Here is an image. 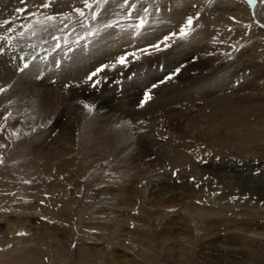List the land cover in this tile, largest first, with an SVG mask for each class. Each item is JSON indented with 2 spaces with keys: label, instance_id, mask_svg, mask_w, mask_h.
Here are the masks:
<instances>
[{
  "label": "rangeland",
  "instance_id": "374dc122",
  "mask_svg": "<svg viewBox=\"0 0 264 264\" xmlns=\"http://www.w3.org/2000/svg\"><path fill=\"white\" fill-rule=\"evenodd\" d=\"M168 1L172 0H129V4H136L135 8L130 9L128 6L120 7L124 4V0H108L97 20L93 21L90 15L89 18H82L73 12L74 8L82 7V0H54L48 9H39L43 0H0V22L17 17L15 20L17 26L30 22L27 12L23 14L16 12V9L20 7H26L29 11L39 10L49 15L71 13V18L68 20L52 22L56 26L49 28L47 32L40 31L39 26H35L37 31L35 37L26 33L25 38L14 41L19 49L0 55V65L11 61L10 58L17 55L16 52L20 54L22 48L35 45L33 47L35 54L40 50L44 53L41 58L44 60L41 68L45 70L43 73L46 78L40 84L47 87L48 91H46L49 94L52 93L49 87L54 88L61 95L64 93V88L73 87L75 84L76 86L87 85L92 89L95 88L93 86L95 81L106 85L105 89L98 93L97 98H92L94 101L83 102L80 106L74 105L70 113L74 118L71 115V120L68 121L64 116L65 118L60 119L62 122L56 120L61 107H57L54 113L52 100L47 99L41 104L31 106V108L37 107L38 112L36 117L28 120L26 115H23L25 108L19 104L20 102L6 96L3 100L0 98V125H4L3 129H0V144L5 145L0 147V156L4 158V163L0 164V264H58V262L63 264H179L178 261H172L167 253L169 247L182 245L181 249H184L183 251L187 254V260L190 256L188 253H191L190 264H264V28L260 26L264 23H260L249 11V14L247 11H238V14L235 11H224L221 9V0H192L188 4L180 3L177 7H181L178 12L181 16L176 17L169 10L162 12L160 4ZM226 1L234 4L237 2L238 5L244 4L242 7L247 6L249 9L253 6L248 3V0H223L224 3ZM261 3L264 4V0H261ZM145 8L147 13L144 11ZM262 9L264 11V6ZM85 12L88 13V10L85 9ZM188 16L194 17L191 26H186ZM141 18L145 23L143 28L137 30L136 26L140 24ZM40 19L43 17L41 16ZM177 20L179 24L176 25ZM112 21H116L117 26L101 31L99 36L91 38L88 36V32L100 29L102 24ZM64 24H68V28L65 29ZM9 26L0 28V34ZM182 26H186L185 30L188 32L186 37L179 35ZM171 33L176 35L172 36ZM54 36L60 37V40L53 39ZM165 36H169L167 43L170 47L163 49V43H161L163 50L159 52L149 47L163 42ZM65 39L68 40V44H64ZM57 42L61 44L59 49L55 48ZM183 43L188 44V49L178 58L174 56L170 60L171 51L177 45L181 48ZM146 47L150 55H142L139 51ZM69 48L72 50L69 51ZM245 49L247 55L243 59L239 58V54ZM130 52H135L140 59L137 60L129 55L127 66L116 64L121 55ZM3 59L5 61L2 63ZM236 59H239L238 64L241 69L238 77L240 84L241 78L248 82L246 86L238 84L234 86L236 89H227V94H232L234 97L233 106H227L228 102L221 104L212 102L203 106L201 101L189 97H177V101L168 105H162L161 101L160 106L163 107L159 111L164 124L165 114L168 113L167 107H175L174 112L179 116L176 126L166 131L172 135L163 137V140L158 138L159 143L155 144V149L151 153L148 152L149 154L145 153V157H142V152L132 142L129 156L125 153L119 157V159H130L129 161L132 165L135 164V167L149 165L159 174L166 176L168 179L166 189L180 192L181 198L194 209H197L199 199L209 205L207 208L213 207L211 204H217L222 200L217 197L223 195L222 191L226 193L229 189H233L228 181L225 182V179H229L228 176L225 179L223 177L222 180L218 177L221 171L223 174L230 172L231 169L227 167L226 161L249 164L255 169L249 170L252 179L242 185L244 193L238 195V199L235 198L237 202L233 206L230 207L227 204L225 208L224 212L231 213V216L233 214L232 217L236 220L230 218V222L225 221L223 225L217 222L218 219L211 218L210 222L208 218H203L200 221L206 230L202 234L207 235V238L190 231H186L185 235H178V238L174 237L176 231L183 233L185 229L180 228L182 221L168 213L172 209L175 210L174 206L182 201L181 198L170 193L163 198L157 192V187L160 185L149 186L144 193L136 191L137 188L129 183L116 187L115 184L122 177L121 169L116 165L119 163L116 160L117 150H113L111 146L103 149L105 143L103 139L97 144L100 128L95 120L96 113H89L84 108V104H97L111 97L110 108L103 110L108 109L107 113L115 116L124 110H121L125 102L123 96L130 86L141 84L137 86L140 91L150 90V103L144 102L150 105L154 99L168 93V90L162 87L163 83H156L161 80L159 77L162 76L165 79L180 68V72L171 80V84L176 87L190 83L202 75L218 73L221 63L234 62L237 61ZM159 63H162L163 70L158 73L156 71L161 68ZM113 64H116V67L113 68ZM103 65L107 67L103 68L91 81L88 80L89 75ZM148 72H154V75H149ZM4 73L5 70L0 67V87L2 80L5 81ZM59 73L64 75L61 82L57 83L55 76ZM236 81L238 80L235 79L234 82ZM154 84L157 87L152 88ZM37 91H40L39 88ZM217 92L219 98L224 100L226 91ZM3 94L5 92L0 93V95ZM11 100L12 103H9ZM192 109L199 110L192 114V117L184 116L190 112L193 113ZM201 109L206 111H200ZM152 112L150 109L147 110L145 117L137 119L138 123L144 124V127L152 125L149 115ZM8 113L11 115L9 116ZM128 123L131 124L127 122L123 126H127ZM185 123L194 127L186 130ZM213 126L217 128H213L210 132ZM144 131L148 132V130H142L138 138L134 137L136 138L134 140L140 141L142 145L146 143L143 140ZM131 133L132 136L137 135L135 132ZM119 135L110 134V140L114 141V148L122 142ZM166 144L167 147H165ZM170 144L176 148L172 149L169 147ZM163 145L165 151L162 150ZM160 146L161 150L158 148ZM98 148L102 149L98 150ZM16 154L19 157H16ZM25 169H30L29 171L35 169V171L31 175H24ZM150 188H154V191ZM142 189H144L143 186ZM96 193L126 194L124 195L125 204L132 203V207H138L139 210L147 208L145 214L140 217L138 213L129 212L131 218L135 219L137 216L142 222L152 226L149 228L151 232L148 233L145 244H141L133 234L127 231L125 234L112 233L113 236L108 235V231L100 230L98 225L102 224L103 219L96 214L105 216L106 213L102 214L101 207L97 204L99 198L93 196ZM189 200L192 202L188 203ZM254 204L258 206L254 207ZM221 205H224V202ZM32 206L35 208L33 214L30 213L33 211ZM152 212L160 214L158 221L151 216ZM234 213L237 215L234 216ZM244 214L248 219L244 218ZM191 216L200 218L199 214H191ZM117 219L119 224H125L122 223L125 218ZM243 220L246 229L256 232L259 240H254L257 242L250 243L239 237L250 236L247 232L237 237L226 238L231 235L228 223L234 224L233 222ZM109 223L112 222L109 221ZM124 226L125 230L130 228L129 225ZM117 235L120 239L116 238ZM186 236L191 238L190 240L195 236L198 238L196 237L190 246L187 245L188 240L183 241ZM215 236L220 237L218 241L222 242L225 248L229 246L232 249L225 251V248L214 245H209V248L206 245L204 247L203 242L216 240ZM260 242L262 244H259ZM139 243L141 247L147 248L148 255L140 256ZM241 245L257 250L256 256L251 255L249 251L243 254L239 248L242 247ZM185 246L191 248L186 249ZM84 253H88L87 257L95 260H85L80 255ZM62 258L65 259L62 261Z\"/></svg>",
  "mask_w": 264,
  "mask_h": 264
},
{
  "label": "bare ground",
  "instance_id": "6f19581e",
  "mask_svg": "<svg viewBox=\"0 0 264 264\" xmlns=\"http://www.w3.org/2000/svg\"><path fill=\"white\" fill-rule=\"evenodd\" d=\"M191 1L192 0H172V1H168L166 3H161L160 7H161V10H162L163 13L166 12L167 10H169L171 12V14H173V16L180 17L181 15L178 12H179L181 7L178 8L177 5H179L180 3L181 4L182 3L188 4ZM196 1H198V0H196ZM220 2L222 3L221 4V6H222L221 9H223L224 11H235V12H237V14H238V11H240V12L241 11L242 12L243 11L244 12L247 11V13L249 11L250 14L252 12V14L255 16V18L260 23H264V11L262 9L264 4L261 3V0H257L255 2V4L252 6V9H249L247 6H243L244 7L243 8L242 5H244V4L238 5L237 2H236V4L231 3L229 1L228 2L226 1L224 3L223 0H221ZM240 7H241V9H240ZM232 15H234V13ZM177 24H179V20H177L176 25ZM118 34H119V32H118ZM118 34H117V36H118ZM187 45L188 44H186V43L184 44L183 43L181 48H179L178 45H177L176 48L171 51V55H170L169 59L173 58L174 56H175V58H178L180 56V54H183L182 52H184V51H186L188 49ZM0 46H3V44H1ZM17 49H19V47ZM33 49H34L33 47H27V48L24 47V48L21 49L22 52L20 54H18L19 52H16L15 54H17V55H15L14 57L10 58V59H12L11 61H9L8 63H3L5 61V59H3V61H2L3 65H0V67L5 70V73L3 75V79L5 81L2 80L1 87L7 88V90H8V91L5 92L6 95L5 94L0 95L1 100H3L5 98V96H6L8 98H13V100L15 99L16 102H20L19 104H21V106H23L25 108V112L23 113V115H26L28 120H32V118L36 117V114L38 112L37 107L36 108H31V106H35V105L41 104V103H43V101H47V99H48V100H52L51 103H52V108L54 106V113H56L55 111H56L57 107H61V109L59 110V113L57 112L58 114L56 115V120L60 121V119L62 117L66 116L67 120L70 121L71 120L70 116L72 115L70 113H72V109H74V105L75 106H80L81 104H83V102L94 101L92 98H97L98 97V93L99 92L101 93V91L105 89L106 85L102 84L100 82L93 89L90 88L87 85L86 86H82V85L81 86H76V84H75L73 87H68L67 86V88L63 89L64 93L66 92V95L64 96V93L59 95V93H57V91L54 88H51V87L48 86L49 87L48 89L52 90V93L49 94L47 92L48 91L47 87L41 86V84H40V82L43 83L45 78H46L45 74L43 73V71L45 72V70L41 68L43 63H44V60H41V58H43V54H44L43 50H40L37 54H35V51L33 52ZM29 50H32V51H29ZM32 55H35V57H36L35 61L32 60V57H33ZM105 55H107V54H105ZM245 55H247V50L246 49H245V51H242L239 54V58L243 59V57ZM21 56H24V58H25L24 61H21L19 59V57H21ZM24 62H28L29 63V68L24 70L23 72H21V71L18 70L17 65L22 67ZM162 62L165 63V61H162ZM238 62H239V59L237 61L230 62V63H225V64L221 63L219 65L220 66L219 70L217 71L218 73L211 72V73H208L206 75H202V76L198 77L197 79L192 80L190 83L180 84L178 86L175 85L176 87H174V85L171 84V80L172 79L168 80V81H165L163 83L162 87L165 88L166 90H168V93L161 95L157 99H154L153 103L151 102L152 104H150V105H147L144 102L141 103V98L142 97L144 98V96L141 95L143 90L140 91L138 89V87H137V86H140L141 84H138L136 86H130V89L128 91H126L124 93V96H123L125 102L123 103L124 105L122 106L121 110H123V109L124 110L120 111L115 116H112V115L108 114L107 113L108 109L106 111L103 110L104 108H107V107L110 108L109 106L111 105L112 98L110 97L111 100H110V98H107L108 94L106 95L107 99L101 101L100 103L94 104V103L90 102V103H92L94 105V108H93L92 112L96 113L95 116L97 118L95 120H96V123L99 124V128H100V130H99L100 134H99V136L97 135L98 136L97 137L98 140H96L97 144H99V142H100L99 140L103 139L105 141V143L103 145V149H107L108 147L110 148V146H111L113 148V150H117V155L118 156L116 157V160H118L119 163L116 164V165L119 166V168L121 169L120 175L122 177H120L121 179L119 181H117V183L115 184L116 187H120L122 185H125V184L129 183V184H133L132 186L134 188L135 187L137 188L136 191H138V192L142 191L140 193H144V192H146V190L148 189L149 186L153 187V185H160V186L157 187L158 188L157 192H158V194H161L162 197L165 196L168 193H170L171 195H175L176 197H179V199L182 197V196L179 195L180 192L176 193L174 191L167 190L166 187H165V186H167L166 184H168V182H167L168 179H166L167 177L163 176L162 174H159L156 170H154V168L152 169L151 166L148 165V166H145V167H135V164L132 165V163L129 161L130 159L129 160H127L126 158L119 159V157L122 156L121 154L124 155L125 153H127L128 156H129L130 143L131 142L138 146L139 151L142 152L141 153L142 157H145V153L149 154V153L152 152L153 149H155V144L159 143L158 138H161L163 140V137L167 138L168 136L172 135V134H169L166 131L171 129V128H174L176 126L177 121L179 119V116H177L176 113L174 112L175 107H171V106L167 107L166 108V112H168V113L165 114L166 121H165V124H164L163 123V117H162V115H161V113L159 111V109H162V107H163V106L162 107L160 106L161 105V103H160L161 101L163 102L162 105H164V104L168 105V104L174 103V101H177V99H178L177 97H189L190 99H195V100L201 101L203 106L209 105L212 102H213V104L214 103L219 104V102H220V104L228 102L227 106H229V107L233 106L235 104L233 102L234 101L233 100L234 97H232V94H227V89H229V90H231V88L232 89H236L234 86L240 84V81H239L240 78H238V77H239V73H240L241 69L239 67ZM72 64H73V62H72ZM78 66H74V67H78ZM159 66H161V68L159 67L160 69L158 71L155 70L158 73L163 70L162 63H159ZM66 69L68 70V68H66ZM73 69H76V68H73ZM166 69H168V68H166ZM150 70H153V69H150ZM148 74L149 75H154V72H148ZM63 75L64 74H62V73L57 74L55 76L57 78V81L55 80V78H54V80L57 83L61 82L60 80L63 77ZM233 76H235V77H233ZM52 77H54V76H52ZM159 78H162V76L159 77ZM235 79H237L238 81L234 82ZM241 80H242V83L240 85L246 86L247 85L246 83L248 81L246 82V80H244L242 78H241ZM231 81H233V82H231ZM35 86H36V90H35ZM37 88H39L40 91H37ZM222 90H225L226 94H227V95L224 96V100L221 97L219 98V96L217 95V93H218L217 91H222ZM19 91H21V92H19ZM114 92H115V90H114ZM110 94H111V92H110ZM138 99H140V100L138 101ZM98 100H97V102H99L101 99L99 101ZM146 102L148 104L150 103L149 100H147ZM51 103H50V106H51ZM92 104H90V106H93ZM216 107H218V106H216ZM214 108H215V106H214ZM219 108H217V109L219 110ZM149 109L153 111L151 114H149L153 124L149 125V126L147 125L148 127L147 126L144 127L143 126L144 124L143 125L139 124L137 119L138 118L139 119L142 118V116H144V115L146 116L147 110H149ZM233 109H231V110H233ZM192 110H193V113L190 112L189 114H186L184 116L192 117V114H195V112L198 111L199 109H195V110L192 109ZM200 111H206V109H201ZM105 113H107V114H105ZM72 117L74 118L73 115H72ZM43 121H45V119H43ZM24 122H26V121H24ZM60 122H62V121H60ZM127 122L131 123L130 125L128 123L129 127H128V125L127 126H123V124H125ZM16 126H18V125H16ZM19 126H20V124H19ZM110 126H112V127H110ZM115 127H118L119 129L123 128V130H118V128L114 129ZM193 127L194 126L190 127V125H187V123H185L186 130H191ZM213 128L216 129L217 126H213L211 128V130H209V131L210 132L213 131ZM142 130H148L147 133L144 131L145 135L144 134L143 135H144L145 138L142 136L144 138L143 139L144 142L146 141L145 145H142L141 142L138 141V140H134V139H136L134 137L138 138L141 135L139 133ZM131 132H135V133H137V135L134 134L132 136ZM123 133H124V135H121ZM110 134H117V135L120 134L119 135V139L122 142H120V144L117 145V146L115 145L116 146L115 148L113 146V144H114L113 142L114 141L110 140ZM168 139H170V138H168ZM164 140H165V138H164ZM133 141H135V142H133ZM170 141H171V139H170ZM170 141L168 140V142H170ZM90 142L92 143V138L90 139ZM38 143H39V141H38ZM174 144H175V146H177L176 143H173V145ZM24 145L26 146V144H24ZM93 145H94V142H93ZM173 145L170 144L169 147H171L172 149L176 148ZM37 146H38V144H37ZM165 147H167V144H166ZM93 148L94 147L92 146V149ZM158 148L161 150L162 147L160 146ZM99 149H102V148H98V150ZM140 149H142V150H140ZM162 150H164V145H163V149ZM28 151H29V149H28ZM15 156L19 157L17 154ZM88 160H90V157H88ZM228 161L229 162L226 161V165H227V167H230V169H231L230 172H228V174H226V173L223 174V172L221 171V172L218 173V177H219L220 180H222L223 177L225 179V177L228 176L227 178H229V179H227V180L225 179V182L227 183V181H228L229 184L232 185L233 189L232 190L229 189V191L226 192V193L224 191H222L223 195L222 196L221 195L217 196L219 200L220 199H222V200L218 201L217 204H215V203L211 204L210 203L211 206H213L211 208H207V206H209V205L205 201L199 199V205L196 203L198 205V207H197V209H194V207H192L189 204H187L186 200H183L181 198L182 201L181 202L179 201V204H177V205L175 204V206H174V207H176L175 208L176 211L175 210L173 211V209H172L168 213V214H173L175 218H178V220L182 221L183 223L180 225V228L181 229H185V231L183 233H181L179 231H176L174 237L178 238L180 236V234L185 235L186 231H188V232L190 231V232H195L196 234L199 233V236L201 234L200 237L203 236V238H207V235H203L202 234V233H205L204 231L206 230V228L204 226H202L203 223H201L200 219L202 220L203 218H208V220H210L211 218H214V219H218V221H217L218 223H223V225H224L225 221L230 222L229 221V220H231L230 218H235V217H232L233 214L231 216V213L224 212L225 208H227V204L230 207L233 206V204L235 202H237V200H235V198H237L238 195L244 193L242 185L244 183L249 182V180L252 179V175H251V173H249V170H253L254 168H252L249 164L248 165H245V164L243 165L240 162L239 163L238 162H233L231 160H228ZM29 170L25 169L26 173L24 172V175H26V174L31 175V173L35 171V169L32 170V171H29ZM233 175L235 176L234 178H233ZM231 180H234V181L231 182ZM154 181H156V182L153 183ZM142 186L144 187V189H142ZM150 189H153V191H154V188H150ZM160 189H161V191H160ZM32 191L36 192L35 190H32ZM102 194H104V193L93 194L94 198H97V197L99 198V200L97 201V204H98V206L101 207L102 214L106 213L105 216L96 214L98 216H101L102 219H103L102 224L100 223V225H98L100 230L102 229V230L108 231L107 232L108 235L112 234V233H117V232L119 234H125L126 231H127V232L133 234L135 236V238H137V240L141 244H145L144 241L148 240V236H149L148 233L151 232L149 230V228H151L152 226L149 223L142 222L141 219H139V217H140V215L143 216L145 214V209H147V208L145 207V208H142L141 210H139L138 207H132V205H131L132 203L130 204L128 202L129 204H125L124 195H126V194H124V195L123 194L116 195L114 193H105L104 195H102ZM136 194H138V193L136 192ZM163 198H165V197H163ZM192 200H189L188 203H191ZM94 202H95V200H94ZM223 202H224V205H221V203H223ZM215 205H220V206H215ZM257 206L258 205L254 204V207H257ZM32 208H33V211L31 210L32 211V212H30L31 214H33V212L35 210L34 206H32ZM115 208H116V210H115ZM129 212L130 213H134V214L138 213L137 215L139 217L135 216L136 217L135 219H137V220H135L133 217L131 218L130 215H129ZM99 213H100V211H99ZM155 214H156V212H152L151 216L154 217L155 221H158L159 218H160V214H156V216H155ZM191 214H195V215L199 214L198 217H200V218L196 219L195 218L196 216L195 217L191 216ZM219 214H221V215H219ZM234 214H235L234 216L237 215L236 213H234ZM243 216H244V218L246 217L245 214ZM118 217L125 218V219H123L124 222H122V223H125L124 225H129L130 228L128 227L129 229L125 230L124 229L125 226L119 224V221L117 219ZM193 217L196 220L193 219ZM220 218H222V219H220ZM147 219L149 220L148 217H147ZM245 219H248V218L246 217ZM235 220H236V218H235ZM109 221L112 222V223H109ZM106 222H108V223H106ZM210 222H211V220H210ZM233 223L234 224L228 223L230 225L229 228L231 230V235L226 236L227 239L229 237H231V236L237 237L240 234H242L243 232H247V233H250V236H239V237L245 239V241L250 242V243L257 242V240H254V239H258L259 240V237L257 236L256 232L253 233L252 231H249L248 229H246V227H245L246 224H245L244 220L243 221H238V222H233ZM237 223L238 224L241 223V224L237 225ZM108 224H111V225H108ZM224 230H226V229H224ZM190 235H191V233H190ZM118 237H119V235H117L116 238H118ZM196 237L197 236H195V238ZM215 237H217L216 240H212L210 242H206V241L203 242L204 243V247L206 245L207 248H209V245H214L215 247L224 249L225 247L222 245L223 243L222 242L220 243L218 241V239L221 237V235H220V237H218V236H215ZM29 238H31V237H29ZM112 238H114V237H112ZM195 238H192V240H190L191 238H187V236L184 239H183V237H180V239H183L184 242H186L188 240L189 243L187 242V245H190V246L194 242ZM118 239H120V238H118ZM140 243H139V246L141 247ZM180 243L182 245V242H180ZM259 244H262V242H260ZM182 246H180V247H175V246L174 247L173 246L169 247V250H168L167 254L171 256L170 259L172 261H178L177 263H179V264H190L191 253H188V254H190V256H188V260H187V256H186L187 254H185V252L183 251L184 249H181ZM190 246L189 247L185 246V247H186V249L187 248L190 249L191 248ZM241 246L242 247H239V248H240V251L243 252V254H245V253H247V251H249L251 253V255H253L254 257L256 256V254H257L256 251L257 250H255V249H253V248H251L249 246H246V245H244V246L241 245ZM231 249L232 248H230L228 246V247L225 248V251H227V250L230 251ZM187 251H189V250H187ZM136 254H138V253H136ZM139 254H140V256L141 255L145 256L146 254L148 255L147 248L141 247L139 249ZM239 254H241V253L239 252ZM3 255L4 254H2V257H3ZM80 255L85 260H92L89 257H87L88 253H86V254L84 253V254H80ZM97 256H99V254ZM82 258H80L81 259L80 261H82ZM63 259H65V258H62V261H63ZM115 259H116V257H115ZM94 260H92V261H94ZM64 263H65V261H64ZM58 264H63V263L58 262Z\"/></svg>",
  "mask_w": 264,
  "mask_h": 264
},
{
  "label": "snow or ice",
  "instance_id": "6c2138e0",
  "mask_svg": "<svg viewBox=\"0 0 264 264\" xmlns=\"http://www.w3.org/2000/svg\"><path fill=\"white\" fill-rule=\"evenodd\" d=\"M53 2L54 0H43V2L39 6V9H48ZM255 2L256 0H248V3L252 5H254ZM107 3H108V0H82V7L74 8L73 12L78 14V16L82 18H89V15H90V19L93 21H96L98 18V15L101 14V9H103L104 5ZM125 6H128L131 9V8H135L136 4L135 3L129 4V0H124V4L120 5V7L124 8ZM85 9L88 10V13L85 12ZM144 11L145 13H147L146 8L144 9ZM16 12L18 14H23L27 12L28 17L30 18V22L17 26L15 24V20L17 19V17H13L11 20L5 19L2 22H0V28H4V26L10 25L3 31L2 34H0V42H2L3 44V46H0V55H6L8 54V52L16 51L17 44H14L13 42L25 38L26 33H28L31 37H35L37 35L35 26H39L40 31L47 32L49 28H54L56 26L55 23H52V22H55L57 20H60V22H63L64 20H68L71 18V13H56L53 15H49L39 10L29 11L26 7L17 8ZM41 16L43 17V19H40ZM193 20H194L193 16H188L186 20V26H191L193 24ZM144 23H145L144 20L141 18L140 24L136 26L137 30L143 28ZM68 26H69L68 24H64L65 29L68 28ZM114 26H117L116 21H112L111 23H107V24H102L100 29H94L88 32V36L90 38L99 36L101 31H106L107 29L113 28ZM186 26H182L180 28V31H179L180 37H186L188 35V32L185 30ZM260 26L264 28V24H261ZM120 27L122 28L123 26H120ZM129 27H131V25ZM171 35L175 36L176 33H171ZM53 39L59 41L60 37L54 36ZM168 40H169V36H165L163 38V42H158L156 44L150 45L149 47H151L154 51L159 52L163 49H167L168 47H170V45L167 43ZM68 43H69L68 40L65 39L64 44H68ZM161 43H163V49L161 48ZM29 47H35V45H29ZM55 48L56 49L61 48V44L57 42L55 45ZM68 50L71 51L72 49L69 48ZM139 51L141 52L142 55L151 54L147 47L140 49ZM129 55L133 56L137 60L140 59V56H137L135 52H130V53H126L125 55H121L116 61V64L127 66V56ZM19 59L21 61H24L25 58L24 56H21L19 57ZM32 60L35 61L36 57L33 56ZM116 64H113L112 67L113 68L116 67ZM106 67L107 65H103L101 66V68H97L94 72H92L89 75L88 80L91 81L93 77H95L99 72L103 70V68H106ZM17 68L19 71L23 72L24 70L29 68V63L24 62L22 67L17 65ZM179 72H180V68H177L174 73H171L167 77H165V80H171L173 76ZM164 82H165L164 80L160 81V83H164ZM98 84H99V81H95L93 86H97ZM151 87L155 88L157 87V85L154 84ZM6 91L7 89L0 87V93H4ZM149 99H151L150 90L146 91L144 94V101L146 102ZM9 103H12V101H9ZM84 108H86L87 111L91 113L93 111L94 105L90 106L88 104H84ZM8 115L10 116L11 113H8ZM5 119H7V117H5ZM3 127L4 125H0V129H3ZM41 127H43V125H41ZM17 139H19V137H17ZM4 146L5 145L0 144V147H4ZM3 163H4V158L3 156H0V164H3ZM173 174L175 175V173ZM21 235L23 234L21 233Z\"/></svg>",
  "mask_w": 264,
  "mask_h": 264
}]
</instances>
